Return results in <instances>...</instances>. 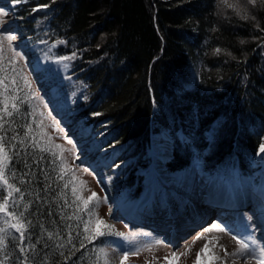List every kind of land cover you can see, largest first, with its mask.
Masks as SVG:
<instances>
[{"label": "trees", "instance_id": "trees-1", "mask_svg": "<svg viewBox=\"0 0 264 264\" xmlns=\"http://www.w3.org/2000/svg\"><path fill=\"white\" fill-rule=\"evenodd\" d=\"M241 1L250 14L243 18L228 7L235 0L18 3L15 29L23 40L20 52L24 59L34 63L47 55L58 60L28 76L20 62L4 51L0 60L4 73L15 75L9 70L15 60L16 69L30 82L33 93L28 95L18 76L24 100L19 113L9 118L11 128L6 135L11 137L15 132L23 139L25 124H31L36 135L40 132L36 124L42 121L46 135L43 139L37 136L39 143L58 156L62 153L71 171L65 169L64 180H60L59 169L54 171L50 164L53 156L39 148L27 150L31 155L25 159L31 169L25 168L23 159L13 156L8 176L12 172L16 176L9 183L24 193L15 211L24 212L26 239L20 245L18 239L8 236L0 245L9 254L6 264H108L106 249L116 240L112 234L90 243L84 238L83 225L77 227L78 217L86 218V214L76 210L71 189L75 187L83 198L87 191L67 156L54 147L59 145L54 141L56 128L45 107L75 140H82L80 144L98 139L96 152L106 150V166L100 164L97 170L107 179L108 192L125 201L140 198L142 183L135 173L145 166L141 158L153 123L172 132L173 157L166 163L169 171L183 172L193 166L210 178L217 171L229 170L228 181L235 183L242 178L257 187L264 198V153L259 162L255 159L264 144V4ZM80 124L84 125L82 130L77 128ZM88 156L92 161L94 157ZM41 157L45 159L41 161ZM128 158L134 159L123 163ZM26 171L28 176L23 175ZM21 179L25 183L21 184ZM65 181L69 187L62 189ZM45 185H50L48 191H44ZM93 205H98L94 210L101 218L99 201L89 207ZM4 216L0 213V227L15 232L9 225L18 217L9 216L5 224ZM105 231L118 233L111 225ZM21 246L24 253L19 251ZM0 260H4L3 254Z\"/></svg>", "mask_w": 264, "mask_h": 264}, {"label": "rangeland", "instance_id": "rangeland-1", "mask_svg": "<svg viewBox=\"0 0 264 264\" xmlns=\"http://www.w3.org/2000/svg\"><path fill=\"white\" fill-rule=\"evenodd\" d=\"M235 1L238 4H240V2L243 3L241 0ZM245 1L247 0H244V2ZM17 5L18 3H13L11 0H0V10H7V15L3 17V22L0 23V38L6 35L16 36V39L13 40L11 44L13 45L15 52L19 55L15 56L14 58L16 61L20 62L23 71H25L28 76H31L32 74H35L41 70V68L57 61L58 58H50L47 55L43 56L46 57L47 63L40 64L42 67L37 65V62H41L40 59L43 57L34 63H29L27 59H24L20 52L22 49L23 40L16 34L15 29V23L17 22L15 8ZM4 46L5 50L8 51L13 57L12 51L8 50V42L6 40L4 41ZM45 109L46 113L48 114L49 121H51L56 128V138H54V141L61 145L60 150L67 156L69 165L71 164L75 167L78 182L87 191L86 197L95 192L97 194V200L99 201L98 212L100 217L104 218L105 221L115 228L118 233L123 234V236L116 235V240L113 242L112 246L107 247L106 261L108 264H121V260L123 258L122 254L126 251L129 253V256L127 261H125V264H168V260L173 259V253H175L177 257L173 264H197L198 253H200V256L202 257L199 264H208L209 256L221 249L226 250L228 248H232L234 253L237 251V244L229 246L228 243L221 240L219 228L222 225L218 218H212L198 223L191 231L177 239V243H174V241L167 239V235H169L168 232L170 231L162 230L160 232H156L145 223H136L129 221L128 219L118 217L115 212L118 208H121L123 211L127 210L126 207L128 202L123 200V198L117 193L112 191L108 192L106 186L107 179L105 176H102L100 171L97 170L98 165L100 164L102 166H106V150H100L96 152L98 144L97 138L87 141L84 140V143L80 144L82 140H75L72 134H70L60 124L57 118L48 111L47 107H45ZM77 128L82 130L84 125L80 124ZM164 136V132L162 135L158 134L151 136L150 146L145 149V153L141 158V160L144 162L143 165L145 166H140L136 170L135 174L141 178V191L143 194L141 192L140 193L142 195H145L144 191L148 189L146 182L151 180L148 178H152L154 180L156 177V174L154 171H152L153 165H156L154 161L156 156L164 155L158 145L155 148L153 147L160 141V139H162V137L165 142H167L168 149L165 153L167 154L165 160L159 162V165L166 167V163L173 157V147L171 143H169V138H164ZM88 154L94 157L92 161L87 158L89 157ZM262 155L263 153L259 151V154L255 159L259 162ZM128 159L129 160L125 161V163L134 158ZM256 167H259V165H256ZM168 172L170 174L180 173L179 171ZM183 172H192L194 175L196 173L201 175L202 173L200 169L193 166L192 168H189ZM229 172V170L227 172L223 170L217 171L214 173L215 175L212 174L210 176L211 178L217 177L218 180L228 182L227 179H230V176L227 174H229ZM206 176L208 177L209 175ZM237 182H242L246 187H250L247 185V182H244V179L242 178L237 180L235 183ZM150 187L152 188V186ZM250 188L253 189V187ZM255 189L257 192H259L260 200L264 203L262 193L257 189V187H255ZM233 213L235 214L234 218L228 222V225L230 227L239 228L243 236L251 237L253 244L257 249L256 258H248L245 262L249 264H257V259L264 257V252L259 251L261 245H264V237L262 235L263 229L258 224L254 213H252L250 209L248 210L239 208ZM160 219L161 217L157 218L158 221H161ZM167 229L169 228L167 227ZM232 235L233 234H229L230 238L236 242V240L232 238ZM211 240H216L218 242H216V245L209 244ZM205 246H207V251L202 252L201 250L204 249ZM137 250L139 251L137 252ZM218 264H244V262L238 258L224 255Z\"/></svg>", "mask_w": 264, "mask_h": 264}, {"label": "bare ground", "instance_id": "bare-ground-1", "mask_svg": "<svg viewBox=\"0 0 264 264\" xmlns=\"http://www.w3.org/2000/svg\"><path fill=\"white\" fill-rule=\"evenodd\" d=\"M40 61L37 62L39 66L47 63L46 57ZM151 105L152 111L155 112L157 108L152 101ZM163 132L164 138H169V143L173 147L172 132L159 123H153L148 130L146 149L150 146L151 136L162 135ZM157 145L164 155H157L158 158L156 156L154 160L156 165H153L152 171L156 177L154 180L148 178L151 179L146 182L148 189L144 191L145 195H142L141 191L139 200L127 201V210L117 209L115 214L118 217L136 223H145L156 232L170 231L167 239L174 241V243H177V239L191 231L198 223L218 218L222 226L226 225L231 229V233L221 231V226L219 228L220 238L232 246L237 243L230 238L229 234H236L237 236H243V234L239 228L230 227L228 222L234 218L233 212L235 210L243 208L250 209L254 213L258 224L263 229L262 235L264 237V203L260 200V194L254 186L247 184L253 187L252 189L243 185L242 182L231 183L230 181L218 180L217 177L209 178L203 173L201 175L197 173L194 175L192 172L170 174L167 167L159 165V162L166 158L167 142L162 137L153 147L155 148ZM158 217H161V221L157 220ZM216 242L218 241L211 240L209 244L216 245ZM231 253H234L232 248L221 249L209 256L208 264H218L224 255L238 258L244 264H249L245 262V259L239 256L234 257Z\"/></svg>", "mask_w": 264, "mask_h": 264}, {"label": "snow or ice", "instance_id": "snow-or-ice-1", "mask_svg": "<svg viewBox=\"0 0 264 264\" xmlns=\"http://www.w3.org/2000/svg\"><path fill=\"white\" fill-rule=\"evenodd\" d=\"M11 2L20 3L21 0H11ZM5 15H7V10H0V23L3 22V17ZM15 39L16 36L14 35H6L0 38V60L3 59V53L5 51V40L8 42V50L12 51L13 57L19 55L15 52L13 45L11 44V42ZM219 51L220 49H216L217 53H219ZM9 70L13 71L15 75L9 77L6 73H4V68L0 66V73H4L0 75V133H5L3 135H0V200H2V203H0V213H5V216L3 218V222L5 224L9 223V216L18 218L16 223H11L9 225V227L11 229H14L15 232H11L3 227H0V245L4 244L5 239L8 236H12L14 240L18 239L20 245H23L26 239L25 231L22 230L25 229V223L23 222L24 212L18 213L15 211V208L18 205L19 201L24 200V193L19 187H16L15 184L9 183V179L14 178L16 176V173L12 172L11 177L8 176V172H10L8 165L12 163L13 156L23 159L25 168L31 169L32 165L29 164L27 159H25L26 156L31 155L30 153H28L27 150L29 147L33 150L39 148L40 152L43 153L47 151L50 152L53 156V159L50 161V164L53 166L54 171L56 169H59L58 178L60 180H64L65 169H67L69 172L71 171V169L68 168L67 162L61 158L62 153L58 156L55 152H52L50 148L46 149L39 143L37 136L43 139V137L46 135L43 129L41 128L42 121L36 124V128L40 129V132L36 135H33L34 129L31 124H25L23 139H20L19 133L15 132L11 137H8L6 135L7 130L11 128V124L8 123L9 118H12L14 113H19V105L24 100V97L20 95V90L18 89V85L20 82L17 79L18 76L24 81L25 88L29 90L28 95H33V93L31 92L30 82L27 80L26 77L23 76L22 72L16 69L15 60H12ZM29 115H31V113H29ZM94 115H99V113H96ZM33 123H35V118H33ZM6 125L8 126L7 129L5 127ZM49 139H51V137H49ZM54 147L56 149H60L61 145L57 144ZM259 151L264 153V144L260 146ZM44 159V157L40 158L41 161H43ZM57 160H59V164H57ZM37 162L38 161H33V163ZM40 172L44 173L45 179L48 178V174L45 171L44 167L40 168ZM23 175L28 176L29 172L26 171ZM32 176L35 177V172H32ZM70 179L71 177L69 178V180ZM20 183H25L24 179H21ZM68 187L69 182L65 181L62 185V189H67ZM49 188L50 185H45L44 191H48ZM71 192L74 198L72 203L76 205V210L83 211V213L86 214V218L84 215L78 217L77 224V227H79L81 224L83 225V234H86L84 236L85 239H87L91 243L94 239L104 237L105 235L115 234L123 236L122 233H112L111 231H105L106 229H110V225L106 224L103 219L96 216L94 209L98 205H93L92 207H89V205L92 204L93 201L97 200V194L95 192H93L90 196L86 198H83L81 194H78L75 187H72ZM13 193L19 194L18 198L14 196ZM64 203L65 205H67L68 201L65 200ZM9 207H12L14 210L9 212ZM25 211H27V206H25ZM48 215H52V213L50 212L48 213ZM61 219H64L63 214H61ZM68 219H71V217H68ZM221 231H228L231 233V229H229L226 225L221 227ZM15 233H19V236L17 237ZM77 235H81V233H77ZM232 238L236 240V243L238 245L237 251L235 253H231L232 256H239L240 258L245 259V261L248 258H256L257 249L255 248L251 237L237 236L236 234H233ZM28 239L30 240V237H28ZM69 239H71V233H69ZM81 244L83 246V241H81ZM31 247L34 248L35 246L31 245ZM19 251L20 253H24L26 249L25 247L21 246L19 248ZM138 251L139 250H137V252ZM201 251H207V246H205V248ZM259 251L264 252V245H261ZM0 254L4 255V260H0V264H6V260L9 258V254L6 252V248L0 247ZM122 255L123 258L121 260V264H125V261H127L128 259L129 253L126 251ZM176 258V254L173 253V259L168 260V264H173ZM199 262L200 253L197 254V264H199ZM257 264H264V257L258 258Z\"/></svg>", "mask_w": 264, "mask_h": 264}, {"label": "clouds", "instance_id": "clouds-1", "mask_svg": "<svg viewBox=\"0 0 264 264\" xmlns=\"http://www.w3.org/2000/svg\"><path fill=\"white\" fill-rule=\"evenodd\" d=\"M247 4L257 6L264 4V0H247ZM228 7L233 8L241 18H243L245 14H249L247 13L246 7L244 5L237 6V3H230ZM241 43H243V41H241Z\"/></svg>", "mask_w": 264, "mask_h": 264}]
</instances>
